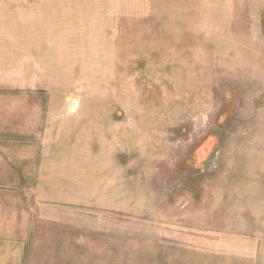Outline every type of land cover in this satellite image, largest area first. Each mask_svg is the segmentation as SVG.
Listing matches in <instances>:
<instances>
[{
  "label": "rangeland",
  "instance_id": "374dc122",
  "mask_svg": "<svg viewBox=\"0 0 264 264\" xmlns=\"http://www.w3.org/2000/svg\"><path fill=\"white\" fill-rule=\"evenodd\" d=\"M0 158V264H264V0H0Z\"/></svg>",
  "mask_w": 264,
  "mask_h": 264
},
{
  "label": "crops",
  "instance_id": "0c3cea01",
  "mask_svg": "<svg viewBox=\"0 0 264 264\" xmlns=\"http://www.w3.org/2000/svg\"><path fill=\"white\" fill-rule=\"evenodd\" d=\"M4 161L5 160H3V158H0V166L5 164ZM8 186H9V183L7 182V180L4 179L3 177H0V217L2 216L3 211H7V206L9 205V201L10 203L12 202V198H10L12 191L9 190V188H7ZM2 226L3 228L2 230L0 229V236L8 235V231L6 230V228L9 226L8 222L6 223L3 222ZM2 242H6V240L2 239Z\"/></svg>",
  "mask_w": 264,
  "mask_h": 264
}]
</instances>
